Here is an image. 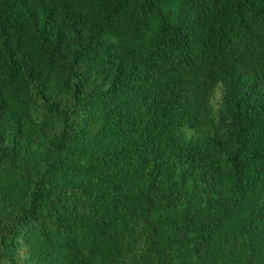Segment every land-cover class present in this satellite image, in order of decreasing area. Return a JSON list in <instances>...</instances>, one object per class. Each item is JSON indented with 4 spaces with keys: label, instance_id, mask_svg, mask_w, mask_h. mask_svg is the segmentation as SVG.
Here are the masks:
<instances>
[{
    "label": "trees",
    "instance_id": "trees-1",
    "mask_svg": "<svg viewBox=\"0 0 264 264\" xmlns=\"http://www.w3.org/2000/svg\"><path fill=\"white\" fill-rule=\"evenodd\" d=\"M0 264H264V0H0Z\"/></svg>",
    "mask_w": 264,
    "mask_h": 264
}]
</instances>
